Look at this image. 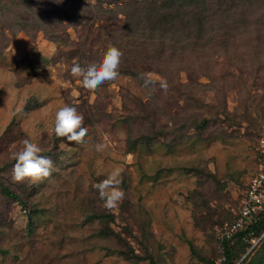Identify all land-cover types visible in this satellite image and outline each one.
Returning <instances> with one entry per match:
<instances>
[{
  "label": "rangeland",
  "instance_id": "1",
  "mask_svg": "<svg viewBox=\"0 0 264 264\" xmlns=\"http://www.w3.org/2000/svg\"><path fill=\"white\" fill-rule=\"evenodd\" d=\"M128 1L0 0V264H212L221 255L218 232L262 161L264 1L231 29L228 47L166 56L157 61L165 76L118 71L89 90L71 67L99 61L109 45L121 50ZM121 52L118 70L131 66ZM63 106L84 117L80 143L52 131ZM24 139L53 162L41 182L12 180ZM117 167L125 197L109 210L93 185ZM231 244L234 264H264V231Z\"/></svg>",
  "mask_w": 264,
  "mask_h": 264
},
{
  "label": "trees",
  "instance_id": "2",
  "mask_svg": "<svg viewBox=\"0 0 264 264\" xmlns=\"http://www.w3.org/2000/svg\"><path fill=\"white\" fill-rule=\"evenodd\" d=\"M140 2L143 4L145 2V14L137 0L128 1V4H134L132 10L124 12L128 24L125 29L129 33L116 41L125 54L131 55L129 59L131 66L118 71L120 74L125 73L135 78H141V76L137 77L138 75L146 77L150 70L165 76L167 67L159 66L157 61L160 62L166 56L179 61L190 54V50L193 49L192 52L202 50L212 43H224V46L228 47L227 42L234 36L231 29H237L235 24H241V21L248 18L247 12L258 8L261 1L163 0L159 3L157 0H143ZM238 14H241V19H238ZM95 18L97 16L94 15L88 17L89 20ZM130 18L132 20L127 23V19ZM228 19L232 22L230 23ZM223 24H229L231 27ZM135 53H140L139 58H136ZM176 68L178 69L176 63L172 64V69L176 70ZM138 82L142 85L144 83L142 80ZM202 124H205V121ZM8 193L11 194L10 191ZM263 231L264 211L255 222L235 233L227 242L224 264H234L235 254L231 244L234 237H257Z\"/></svg>",
  "mask_w": 264,
  "mask_h": 264
},
{
  "label": "clouds",
  "instance_id": "3",
  "mask_svg": "<svg viewBox=\"0 0 264 264\" xmlns=\"http://www.w3.org/2000/svg\"><path fill=\"white\" fill-rule=\"evenodd\" d=\"M123 53L113 45H109L99 61L86 63L84 66L74 64L71 67V75L81 78L83 87L95 90L107 81H113L119 75L118 68ZM147 84V81H146ZM160 87L167 92V82L161 81ZM84 117L78 112L76 106L60 107L54 118L53 133L57 138L66 139L68 142L80 143L87 135V128L83 126ZM105 145L98 143L97 151H103ZM42 149L31 139H24L20 150L11 154L15 161L12 167V180L23 182L28 180L32 183L41 182L52 174L53 162L49 157L41 155ZM98 175L105 176L93 187L97 190L104 207L111 210L125 197L121 188L122 169L117 167L107 173L100 172Z\"/></svg>",
  "mask_w": 264,
  "mask_h": 264
},
{
  "label": "built area",
  "instance_id": "4",
  "mask_svg": "<svg viewBox=\"0 0 264 264\" xmlns=\"http://www.w3.org/2000/svg\"><path fill=\"white\" fill-rule=\"evenodd\" d=\"M257 145L262 161L242 194L235 218L231 222H227L218 232L221 255L212 264H224L226 243L235 233L255 222L264 211V128L259 134ZM252 241L255 244L258 240L253 239Z\"/></svg>",
  "mask_w": 264,
  "mask_h": 264
},
{
  "label": "crops",
  "instance_id": "5",
  "mask_svg": "<svg viewBox=\"0 0 264 264\" xmlns=\"http://www.w3.org/2000/svg\"><path fill=\"white\" fill-rule=\"evenodd\" d=\"M16 39H17V38H16ZM16 39H15V40H16ZM15 40H13L12 43L16 44V43H15V42H16ZM11 47H12V46L10 45V46H9V49H10ZM12 51H13V50H12ZM20 53H21V52H20ZM42 54L44 55V57H48V55H47L46 53L43 52ZM14 57H15L16 59H21L18 53H16V54L14 55Z\"/></svg>",
  "mask_w": 264,
  "mask_h": 264
}]
</instances>
